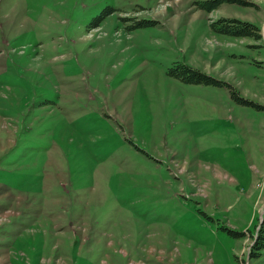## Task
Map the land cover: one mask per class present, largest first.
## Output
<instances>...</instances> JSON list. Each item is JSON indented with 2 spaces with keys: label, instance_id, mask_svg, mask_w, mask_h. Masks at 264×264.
Returning a JSON list of instances; mask_svg holds the SVG:
<instances>
[{
  "label": "rangeland",
  "instance_id": "obj_1",
  "mask_svg": "<svg viewBox=\"0 0 264 264\" xmlns=\"http://www.w3.org/2000/svg\"><path fill=\"white\" fill-rule=\"evenodd\" d=\"M196 1L0 0V264H264V0Z\"/></svg>",
  "mask_w": 264,
  "mask_h": 264
},
{
  "label": "trees",
  "instance_id": "obj_2",
  "mask_svg": "<svg viewBox=\"0 0 264 264\" xmlns=\"http://www.w3.org/2000/svg\"><path fill=\"white\" fill-rule=\"evenodd\" d=\"M222 3H239L238 0H200L196 1L198 8L205 11H212L218 8ZM211 26L215 32L220 34H226L230 36H250L254 38H260L259 28L253 23L242 21L238 19L221 17L211 23ZM168 74L191 84H216L221 82L217 81L213 77L204 72L196 70L191 66L175 62L172 67L169 68ZM253 247L256 249L264 247V217L261 221L259 232L254 238Z\"/></svg>",
  "mask_w": 264,
  "mask_h": 264
}]
</instances>
